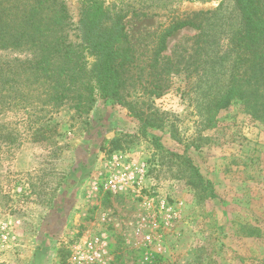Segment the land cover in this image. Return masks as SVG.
<instances>
[{
  "label": "rangeland",
  "instance_id": "374dc122",
  "mask_svg": "<svg viewBox=\"0 0 264 264\" xmlns=\"http://www.w3.org/2000/svg\"><path fill=\"white\" fill-rule=\"evenodd\" d=\"M10 2L6 20L31 0ZM82 3L91 17L113 3L126 11L123 95L133 107L96 95L87 112L53 108L30 87L25 105L0 111V264H76L74 246L102 235L105 264H264V115L239 100L214 108L232 72L234 0H57L62 26L45 19L54 11L45 0L39 31L13 25L2 35L0 64L22 80L19 62L78 46ZM178 19H208L206 40L184 27L157 55L159 33ZM134 110L161 117L162 128L141 136ZM39 128L46 134L34 139ZM183 154L215 197L187 183Z\"/></svg>",
  "mask_w": 264,
  "mask_h": 264
},
{
  "label": "trees",
  "instance_id": "16d2710c",
  "mask_svg": "<svg viewBox=\"0 0 264 264\" xmlns=\"http://www.w3.org/2000/svg\"><path fill=\"white\" fill-rule=\"evenodd\" d=\"M54 11L50 15L53 26L63 25V14L56 10L57 0H50ZM49 2V0H46ZM239 12V23L231 33L228 53L233 54L231 59L232 72L223 92L214 103L215 110L228 107L233 100H239L253 118L264 115V2L261 0H234ZM45 0H31L21 7L22 13H14V17L6 20L14 8L13 2L5 5L0 0V38L12 29L13 25H23L40 30L38 18L43 14ZM64 12V5H58ZM46 7L44 10L46 11ZM44 15V14H43ZM121 3L111 4L105 13L91 17L85 3L81 5L78 19L80 44L76 47L63 45L45 48V53L37 54L33 60L22 64L18 68L28 72L25 77L9 67V64H0V111L15 105H25L28 91L33 87L37 91V100L44 106L61 107L69 104L77 111L87 112L96 101V95L103 99H110L115 103L127 106L132 110V103L123 95L125 87L126 65L131 60L132 48L125 30ZM44 18L39 21L43 22ZM210 22H197L194 19H178L170 22L158 35L157 55L165 49L166 39L175 31L184 27L198 29V36L206 40L204 25ZM211 30V28L209 27ZM213 29V28H212ZM21 34H16L21 38ZM42 51V50H41ZM44 51V49H43ZM18 60V59H17ZM16 60V61H17ZM19 61V60H18ZM212 68H214V64ZM20 70V71H21ZM21 73V72H20ZM27 87V90L19 86ZM217 112V111H216ZM139 121L138 133L145 136L147 128L161 129V117L153 112L144 113L133 111ZM213 115L207 120V126H214ZM44 128L36 129L34 139L44 138ZM158 142L157 137L154 139ZM118 139H113L112 146H118ZM184 165L187 183L198 189L202 196L215 197L212 182L201 175L199 169L186 155H176ZM251 230L254 228L250 227ZM253 234L252 231L248 233Z\"/></svg>",
  "mask_w": 264,
  "mask_h": 264
},
{
  "label": "built area",
  "instance_id": "2783aa9c",
  "mask_svg": "<svg viewBox=\"0 0 264 264\" xmlns=\"http://www.w3.org/2000/svg\"><path fill=\"white\" fill-rule=\"evenodd\" d=\"M143 170L142 168L141 172ZM73 257L76 264H105L107 258V241L102 235L81 246H74Z\"/></svg>",
  "mask_w": 264,
  "mask_h": 264
}]
</instances>
